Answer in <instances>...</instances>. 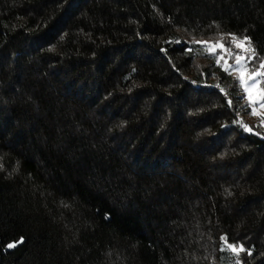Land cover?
Instances as JSON below:
<instances>
[{"label":"trees","instance_id":"1","mask_svg":"<svg viewBox=\"0 0 264 264\" xmlns=\"http://www.w3.org/2000/svg\"><path fill=\"white\" fill-rule=\"evenodd\" d=\"M201 41L257 72L264 0H0V264H264V131Z\"/></svg>","mask_w":264,"mask_h":264},{"label":"rangeland","instance_id":"2","mask_svg":"<svg viewBox=\"0 0 264 264\" xmlns=\"http://www.w3.org/2000/svg\"><path fill=\"white\" fill-rule=\"evenodd\" d=\"M199 46L202 52L214 55L216 66L222 72L239 79L251 107L253 126L264 131V68L257 72L250 70L249 62L252 56L249 42L236 41V48L230 51L221 41H201ZM226 52L234 54L233 57L226 56ZM252 128L249 124L248 129Z\"/></svg>","mask_w":264,"mask_h":264},{"label":"snow or ice","instance_id":"3","mask_svg":"<svg viewBox=\"0 0 264 264\" xmlns=\"http://www.w3.org/2000/svg\"><path fill=\"white\" fill-rule=\"evenodd\" d=\"M260 67H261V68H264V64H261ZM256 74H257V75H260V73H256ZM229 103H231V102H229ZM253 114H255V112H254ZM14 246H15L14 244H9V245H8V247H14Z\"/></svg>","mask_w":264,"mask_h":264}]
</instances>
